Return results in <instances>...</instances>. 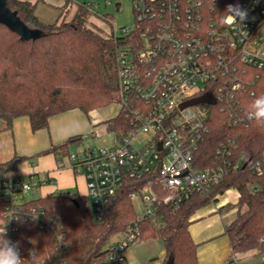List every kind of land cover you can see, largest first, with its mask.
<instances>
[{"label": "built area", "instance_id": "2783aa9c", "mask_svg": "<svg viewBox=\"0 0 264 264\" xmlns=\"http://www.w3.org/2000/svg\"><path fill=\"white\" fill-rule=\"evenodd\" d=\"M219 0H131L133 22L115 26L117 47L119 112L129 118L130 127L112 132L111 141L99 147H84L68 155L70 167L86 178L97 221H103L111 197L126 178L146 177V183L131 194L141 199L143 209L109 246L107 261L128 264L126 251L137 241L141 222L154 217L164 204L180 205L194 192H208L224 176L250 172L264 177V156L251 158L239 149V134L223 141L217 156L223 164L196 168L195 152L207 127L198 119L215 103L228 115L231 126L249 127L243 93L264 72V0H241L248 18L243 24L221 19ZM109 3V0H106ZM119 4V3H117ZM209 95L211 102L180 108L190 99ZM43 177L16 172L0 174L3 201L1 230L16 243L20 221H33L40 228H53L44 208L29 206L26 195L54 183ZM250 192L262 186L248 181ZM32 247L28 251H32ZM23 258L25 251L19 246ZM24 264V263H23ZM35 264H65L62 251L53 260ZM230 264H237L232 262Z\"/></svg>", "mask_w": 264, "mask_h": 264}, {"label": "trees", "instance_id": "16d2710c", "mask_svg": "<svg viewBox=\"0 0 264 264\" xmlns=\"http://www.w3.org/2000/svg\"><path fill=\"white\" fill-rule=\"evenodd\" d=\"M40 1V0H38ZM38 1L9 0L10 7L31 28L44 34L23 40L19 34L0 23V120L3 130H11L15 118L27 115L33 130L49 128L50 118L70 109L79 108L86 113L116 102L118 99L117 47L121 38L103 35L88 25L90 3H79L71 20L58 19L44 22L36 13ZM72 3L71 0H66ZM241 0H219L216 11L222 15L229 4ZM255 90L243 93L247 109L255 96L264 93V72L258 71ZM207 127L204 140L195 152L194 165L202 169L223 164L217 149L229 137L239 135V149L251 158L264 156V126L254 121L249 127L231 126L228 115L218 104H210L207 114L198 120ZM108 132H126L129 118L118 112L104 121ZM85 138L75 135L66 141L53 144L45 153H54L59 161L68 156V148ZM24 158L14 155L0 161V174L15 172ZM146 177L125 179L123 186L107 204L103 221L94 219L88 196L78 191L66 190L32 198L29 206L44 208L46 219L53 228H40L33 221H20L16 243L25 251L24 264L53 260L62 251L65 264H98L107 259L109 246L115 236L124 231L138 215L133 191L140 189ZM248 181H257L262 188L252 193ZM229 188L240 192L238 205L246 206L226 229L234 253L259 249L264 264V177L250 172H237L224 176L208 192H194L180 205L164 203L156 215L141 222L138 240L159 237L166 250V264H198L197 245L189 226L195 211L213 201ZM0 199V231L3 216ZM32 247V251H28ZM35 254V259L31 258Z\"/></svg>", "mask_w": 264, "mask_h": 264}, {"label": "crops", "instance_id": "0c3cea01", "mask_svg": "<svg viewBox=\"0 0 264 264\" xmlns=\"http://www.w3.org/2000/svg\"><path fill=\"white\" fill-rule=\"evenodd\" d=\"M107 107L96 109L103 111L96 113L97 115L93 116L92 120L89 115L95 110L86 113L79 108L70 109L52 116L49 128L38 130L32 129L30 118L27 115L15 118L11 130H3L4 123H0V145L1 137L5 134L10 133L12 138V144L8 143L12 150L10 157L4 159L1 157L0 146V161H6L14 155H19L24 159L17 165L16 173L35 177H43L49 173L55 182L38 188L37 191H40L38 197L66 190L78 191L80 194L87 195L85 176L75 173L70 167L59 168L57 156L44 151L53 144L62 143L75 135H83V137H86L88 133L100 136L105 133L110 135L104 121L115 116L119 112V107H116L112 113L106 111ZM84 141L85 138L79 143L71 144L69 148L74 146L76 148L74 150L68 148V152H75L84 147H93L84 146ZM62 161L68 162V156L66 155ZM79 184L82 186V191L79 190ZM239 199V190L229 188L223 194L218 195L216 201L197 209L191 217L192 222L189 229L197 245L198 264H230L232 262L257 264L259 261L256 258L250 260L254 254L249 251L234 253L230 238L226 233L229 223L237 218L240 210L246 208V206L238 205ZM126 256L128 264H166V250L159 237L136 241L128 248ZM98 264L115 263L105 260Z\"/></svg>", "mask_w": 264, "mask_h": 264}, {"label": "rangeland", "instance_id": "374dc122", "mask_svg": "<svg viewBox=\"0 0 264 264\" xmlns=\"http://www.w3.org/2000/svg\"><path fill=\"white\" fill-rule=\"evenodd\" d=\"M38 1V0H31ZM72 3L66 2V0H40L37 3L36 13L40 19L44 22H54L58 19L71 20L77 11V5L79 3H90L91 2V13L88 15V25L98 29L103 35L111 36L114 33V27L131 25L132 24V3L131 0H109V3L106 0H71ZM119 3V4H117ZM116 102L108 105L106 109L107 112H114L115 108L118 107ZM114 107V108H113ZM114 109V110H113ZM103 110H95L90 113L91 120L97 115L96 113ZM94 116V117H93ZM0 123L2 121L0 120ZM112 134H104L103 136L95 135L93 133H88L85 137L84 146H101L108 144L111 140ZM10 133L5 134L1 137V149H2V158H9L12 150L9 148L11 142ZM12 146V145H11ZM76 147H70V150H74ZM33 190L26 195V198L32 199L37 198L40 194V191ZM79 190L82 191V186L79 184ZM133 200V199H132ZM89 206L93 212L94 219L96 220L95 213L93 211V205L90 198H88ZM134 205L137 215L141 213L143 209L142 200L134 199ZM118 236V234L115 236ZM248 252V251H247ZM249 252L253 253L250 257V260L255 258L260 260L262 255L259 249L250 250Z\"/></svg>", "mask_w": 264, "mask_h": 264}, {"label": "clouds", "instance_id": "9594fccd", "mask_svg": "<svg viewBox=\"0 0 264 264\" xmlns=\"http://www.w3.org/2000/svg\"><path fill=\"white\" fill-rule=\"evenodd\" d=\"M248 18V12L239 4H229L221 19L232 24H243ZM246 119L254 121L257 125L264 126V93L255 96L246 110ZM31 258L35 259V254L31 253ZM17 243L6 238V230L0 231V264H23Z\"/></svg>", "mask_w": 264, "mask_h": 264}, {"label": "water", "instance_id": "95a60500", "mask_svg": "<svg viewBox=\"0 0 264 264\" xmlns=\"http://www.w3.org/2000/svg\"><path fill=\"white\" fill-rule=\"evenodd\" d=\"M0 23L9 27L12 31L20 35L23 40L37 39L44 34V31L39 28L29 27L18 15L17 11L10 7L9 0H0ZM209 103L211 99L209 95L190 99L182 103L180 108L197 105L199 103ZM168 264H174L170 261Z\"/></svg>", "mask_w": 264, "mask_h": 264}]
</instances>
